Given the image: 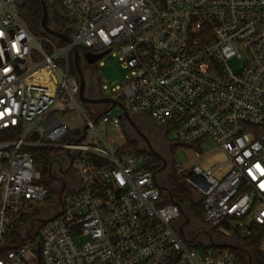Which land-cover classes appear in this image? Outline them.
<instances>
[{
	"label": "built area",
	"instance_id": "2783aa9c",
	"mask_svg": "<svg viewBox=\"0 0 264 264\" xmlns=\"http://www.w3.org/2000/svg\"><path fill=\"white\" fill-rule=\"evenodd\" d=\"M44 2L70 39L45 36L51 53L18 1L0 0V264H242L232 249L188 248L175 229L180 208L164 203L146 158L107 136L122 131L124 111L89 117L70 66L76 49L112 53L125 76L103 97L148 114L182 146L214 142L226 165H194L188 177L202 221L229 238L251 235L264 227V0ZM232 59H244L240 73ZM34 132L46 144L28 142ZM32 147L67 151L82 181L36 233L50 189Z\"/></svg>",
	"mask_w": 264,
	"mask_h": 264
},
{
	"label": "rangeland",
	"instance_id": "374dc122",
	"mask_svg": "<svg viewBox=\"0 0 264 264\" xmlns=\"http://www.w3.org/2000/svg\"><path fill=\"white\" fill-rule=\"evenodd\" d=\"M18 1V12L22 19L25 21V23L28 25L30 30H32V24L30 22V14H29V9L28 6L26 5L27 0H17ZM33 32V31H32ZM35 37L42 42L43 38L45 36H42L38 33L33 32ZM43 47L46 49L47 52L51 53L50 50H47V44L42 42ZM93 55L96 56H101L102 58L100 61L104 63V65L101 67L99 65L100 61H96L95 63L91 64L90 66V72L91 73V79L96 85V89H98L99 95H103L102 91V86L107 85L109 87H115L116 85H119L123 82L125 72L121 68L120 62L117 57H114L112 53H106L105 51H93ZM32 60L35 65L37 64H42L43 63V56L37 51L34 50L32 53ZM59 63V62H58ZM245 61L244 59H232L228 62V67L235 73H240L242 71L243 65ZM106 94V93H104ZM81 107L83 108L84 112L89 116L93 117L94 112L98 110H105L106 108L109 107V105H105L104 107L97 108V107H89L85 103L81 102ZM55 113V112H53ZM133 117H138L141 119H147L149 120L152 124H158L153 118H151L148 114L142 113V114H132ZM72 125V124H71ZM159 125V124H158ZM164 128V127H163ZM132 130L128 126V124L125 123V121L122 124V131H116L115 129H112L111 127L108 128L107 136L110 140L113 142V146L115 148L121 146L122 144H125L128 142V139H132ZM82 135V132L79 131V133H74L71 132L70 136L67 137L62 141V144H67L68 142H74V140H77L78 138ZM168 140L170 144L172 145L173 148V153H172V164L173 165H179L182 167L185 172L181 174L177 170V173L179 176L181 175L183 180L186 181V184L191 191V194L193 198L198 201L201 199L200 193L196 189V187L188 180V177L191 173V169L194 165H200L203 166L205 165L208 160L211 158H214L215 155L218 154L219 150L217 146L215 145L214 142L208 141L202 146H197L194 145L192 147H186L178 144L176 141H174L173 138V133L169 132L168 133ZM28 142L31 143H41V144H46V141L42 140V137L39 133L34 132L27 138ZM48 150L50 148L48 147H32L29 148L28 150L31 151L32 153H40L42 150ZM55 150V158H54V166L55 170H57V167L61 164L63 166H67L69 162V157L67 155V151L63 149H58V148H51ZM43 153V151H42ZM176 170V169H175ZM75 171V170H74ZM167 173H159L157 175L158 181L160 183H163L166 179ZM79 178V177H78ZM48 188L50 189V196H49V201L45 203L40 210V214L44 216V218H52L54 217L61 209L62 206L60 204L58 195L57 193V185L55 182L50 183L47 185ZM82 187V181L79 178V183L76 187H74V191L77 192L81 189ZM74 192V193H75ZM70 197V192L65 194L64 201L68 200ZM41 223L37 222V227L34 231H38L40 229ZM210 227L206 226L203 221H195L193 219V223L191 226L186 228V233L189 238H193L196 234H198L200 231H206L209 230ZM215 231V237L217 238V241L221 243H226L229 241L232 242H239V238L237 237L236 234H233L232 238L226 237L224 235H221V232L219 230L214 229ZM188 248L191 250H197V251H204V249L211 247L208 241V238L206 235L202 234L199 236V240L197 243H195L193 246L187 245Z\"/></svg>",
	"mask_w": 264,
	"mask_h": 264
},
{
	"label": "trees",
	"instance_id": "16d2710c",
	"mask_svg": "<svg viewBox=\"0 0 264 264\" xmlns=\"http://www.w3.org/2000/svg\"><path fill=\"white\" fill-rule=\"evenodd\" d=\"M26 5L28 6L29 14L31 16V31L38 33L42 36H46L44 33L41 32L40 28V24L43 18V11L40 2L38 0H27ZM49 26H51L55 30L62 31V29L58 25V22L56 23L51 16L49 17ZM47 50H49L48 46ZM70 72L74 77H77L73 60H71ZM100 97H103V95H100ZM103 106L105 105L99 106L98 108H101ZM107 110L108 108H106L105 110H98L96 117L103 115ZM123 150L124 152L144 156L148 161L149 168L152 169L154 172L161 166L159 160L154 155L140 148L139 144L133 141L132 139H128V142H126V145ZM42 151L40 153H33V155L35 158L36 165H38L42 171V184L47 186L53 182L50 168L51 164L54 161L56 151L51 148ZM173 166L174 165H172V169L168 175L167 184L173 194L174 199L187 209L192 221L193 219L197 222L202 221L204 213L202 200L200 199L196 201L193 198L191 191L189 190L186 184V181L183 180L181 175L179 176L177 170H175ZM169 202V199H165L164 203L167 204ZM254 229L255 230L251 235L244 236L238 234L237 237L239 238V241L243 243V246L250 251L253 264H264V250L262 248L264 244V227L255 226ZM212 232L215 235L214 229L212 230ZM238 254L241 256L242 264H248L247 258L242 256L240 253Z\"/></svg>",
	"mask_w": 264,
	"mask_h": 264
},
{
	"label": "water",
	"instance_id": "95a60500",
	"mask_svg": "<svg viewBox=\"0 0 264 264\" xmlns=\"http://www.w3.org/2000/svg\"><path fill=\"white\" fill-rule=\"evenodd\" d=\"M38 1L40 2L42 6V11H43V18L40 24L41 32L44 33L48 38L56 39L58 45L70 42V39L66 34L58 30H55L51 26H49L50 13L48 11L47 5L44 2V0H38ZM86 57L89 63H95L96 61H100V59L102 58L101 56H96V55H93L92 53H87ZM73 63L76 69V75H77V79L79 82V94H78L79 100L82 103H85L89 107L98 108L99 106H102V105H109V109L105 112V114H108L111 111L113 112V110H115L116 108H118V110L116 111L123 110L124 111L123 120L125 121V123L128 124L130 127H132L134 131L137 133V135L141 137L144 140V142L147 143L150 153L154 156H157L162 161V163H164V165L161 168L155 171V175L157 176L159 173H162L166 169L165 159L162 158L153 149L148 137L139 128L137 124V117L131 116L122 103L112 98H109V97L90 98L87 95V80H86V77H85V74L83 72L82 65H81V51L80 50H77V49L75 50L74 56H73ZM52 165L53 164H51L50 170H52ZM53 179L57 180V178H53ZM159 188L168 196L170 203L175 204L180 208L182 220L180 223L176 224L175 229L187 245L193 246L195 243L198 242L199 236L204 234L208 238L210 246H213L216 248H223V249H232L240 253L245 258H247L248 264H253L250 251L247 250L243 246V243L241 241L239 242L229 241L226 243H221L217 241V238L215 237L214 233L211 230L200 231L193 238H188L185 233V229L189 227L192 223L190 214L188 213L185 207H183L179 202H177L174 199L173 194L167 184V180L163 184L159 183ZM56 194L59 196V201H60V204L62 205L63 204L62 193H56ZM58 215L59 214H57L55 217H57ZM48 221H49L48 219H42L40 220V223L45 224ZM39 253L40 252L38 250V255H40ZM38 264H41L40 260Z\"/></svg>",
	"mask_w": 264,
	"mask_h": 264
},
{
	"label": "flooded vegetation",
	"instance_id": "af4514ba",
	"mask_svg": "<svg viewBox=\"0 0 264 264\" xmlns=\"http://www.w3.org/2000/svg\"><path fill=\"white\" fill-rule=\"evenodd\" d=\"M87 53H91V52L81 51V65H82V69H83V72H84L86 80H87V95L90 98H99L100 95H99L98 89H96V85H94V83L91 79V73H89L90 72V66L93 63L88 62V59L86 57ZM137 124H138L139 128L141 129V131L148 137L153 149L162 158L165 159L166 169L163 171L164 173H167L166 179H165V181H163V183H165L167 178H168V175L172 169V165H173L172 164L173 148H172V145L170 144V142L168 140L167 132H166L165 128H163L162 126H160L158 124H152L147 119H141V118L137 117ZM130 129L133 132L132 140L137 142L139 144L140 148H142L145 151L150 152L147 143L144 142V140L137 135V133L134 131V129L132 127H130ZM155 157L159 160V162L161 164V166L159 168H161L164 165V163H162V161L157 156H155ZM59 164H60V162H59ZM54 168H55V166L53 164L52 170H51L52 178H57V180L53 179V182H55L57 185V193H62L63 200H64L66 193L70 192V194H72L75 192L73 189H74V187H76L78 185L79 178H78V175L76 174V172L74 171L73 165L71 163H69L66 167L63 166V164H60L57 167L56 171H54L55 170ZM163 183H161V184H163ZM58 198H59V196H58ZM192 223H193V221H192ZM192 223H191V225H192ZM185 233H186V229H185ZM186 235H187V233H186Z\"/></svg>",
	"mask_w": 264,
	"mask_h": 264
},
{
	"label": "crops",
	"instance_id": "0c3cea01",
	"mask_svg": "<svg viewBox=\"0 0 264 264\" xmlns=\"http://www.w3.org/2000/svg\"><path fill=\"white\" fill-rule=\"evenodd\" d=\"M225 165H226V159L224 155L219 151L218 154L214 156V158H211L210 160H208V162L203 166L206 168H209V167L211 168L214 166L218 167V166H225Z\"/></svg>",
	"mask_w": 264,
	"mask_h": 264
},
{
	"label": "bare ground",
	"instance_id": "6f19581e",
	"mask_svg": "<svg viewBox=\"0 0 264 264\" xmlns=\"http://www.w3.org/2000/svg\"><path fill=\"white\" fill-rule=\"evenodd\" d=\"M41 74L46 80H49L48 71L47 70H44L43 73H41Z\"/></svg>",
	"mask_w": 264,
	"mask_h": 264
}]
</instances>
